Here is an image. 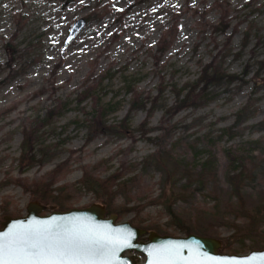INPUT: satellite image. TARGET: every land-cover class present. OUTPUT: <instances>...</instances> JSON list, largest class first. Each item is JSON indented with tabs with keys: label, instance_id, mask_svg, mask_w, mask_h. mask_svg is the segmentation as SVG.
I'll use <instances>...</instances> for the list:
<instances>
[{
	"label": "rangeland",
	"instance_id": "1",
	"mask_svg": "<svg viewBox=\"0 0 264 264\" xmlns=\"http://www.w3.org/2000/svg\"><path fill=\"white\" fill-rule=\"evenodd\" d=\"M80 18L87 29L63 48ZM208 65L238 78L209 83ZM25 128L36 131L43 161L22 170ZM157 138L194 167L214 154L217 176L181 197L165 190L163 170L149 161ZM228 151L252 172L242 202L263 213L244 238L229 225L248 221L226 214L238 201L226 178ZM85 169L102 179L123 171L127 185L114 187L105 205L80 183ZM19 178L55 190L38 200ZM36 200L42 215L101 204L117 221L147 229L144 241L150 231L188 235L164 205L175 203L185 229L203 226L208 233H192L220 240L222 253L264 246V0H0V227Z\"/></svg>",
	"mask_w": 264,
	"mask_h": 264
},
{
	"label": "trees",
	"instance_id": "2",
	"mask_svg": "<svg viewBox=\"0 0 264 264\" xmlns=\"http://www.w3.org/2000/svg\"><path fill=\"white\" fill-rule=\"evenodd\" d=\"M89 20V19H88ZM223 28H221V31H225L226 28H228V24L225 20L222 21ZM160 52L165 51V47H159ZM205 75L208 77L209 83H221L223 81H233L237 79L238 77L235 75H230L226 72H221L215 68L214 65H208L205 68ZM181 93H179V96ZM129 118L126 119V124L123 126L124 132H131V128L128 124ZM238 124V123H237ZM237 124L235 127H237ZM103 124H101L102 126ZM234 127V128H235ZM108 130L107 128H104ZM228 132H230L231 136L233 134V128L232 126L227 129ZM164 138H157L158 143V150L149 156V161H154L155 165L161 168L165 175V186L164 189H170L172 192H175L177 190L181 191L176 193L177 195H180L179 197L183 196L184 193L188 192L189 190H203L205 189V186L210 180H214V178L217 176V158L215 155H210L208 159H206L200 167H194L192 164L187 163L185 160L177 157L172 150V148H169L166 145ZM162 141V142H161ZM36 143H37V136L36 131L33 129L25 128L23 132V140L21 143V157H20V165L22 167V170L29 169L33 166H35L38 163H41L43 160L38 158L37 152H36ZM227 156L229 159V168L228 172L226 174V178L228 180V183L233 188V190L236 192L235 197H237V205L232 208L233 205H230L227 209V215H230L229 218L232 219V215L237 216L236 219H242L245 221H248L246 224L247 228H239L240 226L232 225V223L229 225V228H233L235 233L237 235L242 236L244 238L249 233L253 234L257 230V226L254 225L260 221L259 217L260 215H263V213H252V211H249L247 209V206L244 205V203L241 200V190L243 188L244 183L248 178H251V170L249 168L248 163H246V160H243V158L234 157L232 155V151L227 152ZM239 164V166H236V164ZM125 170V169H124ZM53 171L50 176H53L56 172ZM124 173L123 171L117 172L107 179H102L100 177L94 176L91 171L88 169H85L83 173V177L80 180V183L83 185L84 188L87 190H90L93 192L98 201L103 204H107V200L114 194L113 188L116 186H121L124 184V186L127 185V181L124 179ZM54 181V178H53ZM183 182V184H182ZM17 185L21 186L25 191L31 193L35 198L39 200L40 197H50L48 196L47 192H52L53 185L52 183H49L45 180H39L36 179L33 182H30L27 179H17L16 182ZM181 184V185H180ZM195 184H198L200 187L193 188ZM44 186V187H43ZM43 187V190H39V188ZM231 188V189H232ZM59 190L63 191L65 187L58 188ZM165 196H168V191L163 193ZM174 195V194H172ZM42 200V199H40ZM47 200L43 199L42 201ZM166 210L168 214L171 216L172 224H175V227L179 228L180 230H183L184 232H187L188 234H191L192 232L196 233H202L208 231L205 230V228L201 225H199V230H190L185 229L184 225L180 222L179 217L176 215L175 211L173 210L175 203H164ZM68 207L62 206L60 207V210H66ZM70 209V208H69ZM125 210H134V208H124ZM122 209V210H124ZM120 215V218H122L123 213L118 212ZM20 215V214H15ZM236 219L233 220V222H236ZM132 221V220H131ZM177 225V226H176ZM255 228H254V227ZM195 227V226H194ZM159 231V229H158ZM165 235H168V232H161ZM254 248L257 249H263L264 246L262 244H256ZM253 249V248H252Z\"/></svg>",
	"mask_w": 264,
	"mask_h": 264
},
{
	"label": "water",
	"instance_id": "3",
	"mask_svg": "<svg viewBox=\"0 0 264 264\" xmlns=\"http://www.w3.org/2000/svg\"><path fill=\"white\" fill-rule=\"evenodd\" d=\"M88 25L85 18L76 21L69 30L63 48H67L83 32ZM44 206L39 201H31L27 207V213L21 217L5 216L1 223L0 233H6L14 225H28L33 221L50 224H60L71 227L79 224L86 227H103L118 240L127 239V244L117 243L107 255L111 264H134L127 251H135L145 256L143 264H149L156 259L154 252L158 249H171L175 252L172 259L176 264H186L193 259L199 260L201 264H216L223 261L224 264H264V249L252 250L247 254L222 253V242L220 240L190 234L183 237L170 235L162 236L155 231L149 232L148 241H139V238L148 232L135 227L130 221L117 223V215L106 216V207L94 203L86 208H72L65 211H53L42 215Z\"/></svg>",
	"mask_w": 264,
	"mask_h": 264
},
{
	"label": "snow or ice",
	"instance_id": "4",
	"mask_svg": "<svg viewBox=\"0 0 264 264\" xmlns=\"http://www.w3.org/2000/svg\"><path fill=\"white\" fill-rule=\"evenodd\" d=\"M118 240L103 227H71L33 221L0 233V264H111L106 258ZM149 264H176L171 249L155 250ZM186 264H201L193 259ZM216 264H224L217 261Z\"/></svg>",
	"mask_w": 264,
	"mask_h": 264
},
{
	"label": "bare ground",
	"instance_id": "5",
	"mask_svg": "<svg viewBox=\"0 0 264 264\" xmlns=\"http://www.w3.org/2000/svg\"><path fill=\"white\" fill-rule=\"evenodd\" d=\"M13 206H14L15 211L21 212V209H19V207L14 202H13Z\"/></svg>",
	"mask_w": 264,
	"mask_h": 264
}]
</instances>
